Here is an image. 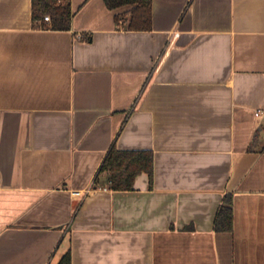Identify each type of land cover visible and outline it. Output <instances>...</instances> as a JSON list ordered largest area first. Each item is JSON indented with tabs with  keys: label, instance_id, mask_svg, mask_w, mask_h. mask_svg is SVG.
Wrapping results in <instances>:
<instances>
[{
	"label": "crops",
	"instance_id": "obj_1",
	"mask_svg": "<svg viewBox=\"0 0 264 264\" xmlns=\"http://www.w3.org/2000/svg\"><path fill=\"white\" fill-rule=\"evenodd\" d=\"M69 3L53 30L0 0V264H264V0H151L149 30ZM112 145L151 182L110 189Z\"/></svg>",
	"mask_w": 264,
	"mask_h": 264
},
{
	"label": "trees",
	"instance_id": "obj_2",
	"mask_svg": "<svg viewBox=\"0 0 264 264\" xmlns=\"http://www.w3.org/2000/svg\"><path fill=\"white\" fill-rule=\"evenodd\" d=\"M109 9L131 5L125 25L128 30H149L151 28V0H104ZM49 15L47 25L53 30H68L72 11L69 0H31L32 20ZM118 18L116 17V21ZM46 26V25H45ZM264 150V147L262 148ZM153 156L150 150H120L112 145L102 160L98 173H104L109 188L116 191L132 190L135 177L144 172L152 180ZM189 229L190 227H186ZM233 228L232 196L227 193L217 209L214 230L231 232ZM56 264H72L71 250L68 249Z\"/></svg>",
	"mask_w": 264,
	"mask_h": 264
},
{
	"label": "built area",
	"instance_id": "obj_3",
	"mask_svg": "<svg viewBox=\"0 0 264 264\" xmlns=\"http://www.w3.org/2000/svg\"><path fill=\"white\" fill-rule=\"evenodd\" d=\"M43 20H44V21H50V17H49V15H45V16L43 17ZM256 115H257V113H256Z\"/></svg>",
	"mask_w": 264,
	"mask_h": 264
}]
</instances>
